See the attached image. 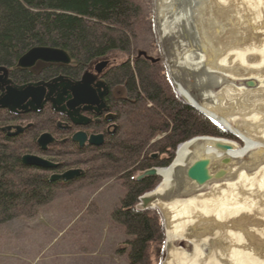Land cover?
Segmentation results:
<instances>
[{
    "label": "trees",
    "instance_id": "1",
    "mask_svg": "<svg viewBox=\"0 0 264 264\" xmlns=\"http://www.w3.org/2000/svg\"><path fill=\"white\" fill-rule=\"evenodd\" d=\"M36 47L63 51L70 59L62 69L46 70L45 77L62 72L72 80L112 53L128 56L103 76L108 88L120 93L110 100L115 134L97 148L80 149L68 139L64 156L74 160L72 166L86 168L75 180L121 182L124 195L112 209L110 220L127 237V264H152L153 256L160 264L165 245L163 218L155 209L137 208L139 199L153 191L160 178L138 181L137 177L150 169L168 167L178 146L196 137L235 139L178 96L167 66L158 58L151 0H0V67L14 70L18 59ZM40 80L17 71L15 84ZM46 111L52 119L53 112ZM6 142L0 144V224L35 217L37 209L49 203L53 191L63 184L49 183L43 172L21 164L30 147L16 142L10 148Z\"/></svg>",
    "mask_w": 264,
    "mask_h": 264
},
{
    "label": "bare ground",
    "instance_id": "2",
    "mask_svg": "<svg viewBox=\"0 0 264 264\" xmlns=\"http://www.w3.org/2000/svg\"><path fill=\"white\" fill-rule=\"evenodd\" d=\"M166 2L167 0H157L155 21L166 59L171 63L168 64V70L175 89L180 98L203 112L216 125L236 133L218 113H221L223 104L231 98L229 91L219 86L234 76H249L251 72L249 73L248 69L252 68L257 69L258 77L262 76L264 0H209L210 9L213 6L221 8L218 9L220 15L222 9L234 10L233 16L230 15L232 19L229 27L219 25L224 38L220 45L215 34H207L203 42L197 40L196 43L190 41L187 34L183 36L187 38V43H181L177 36L173 38L172 23L167 24L171 22V18L166 19L165 15L163 16ZM260 7L263 9L260 10ZM185 28L182 24L178 25V28H175L176 34L185 32ZM202 71H207L208 74L218 71L221 75L219 82L222 84L214 85L217 93H212L209 88L204 89L208 83L201 79ZM257 81L262 87V80ZM257 93L242 91L239 100L243 103L249 96ZM242 138L245 139L243 136ZM250 141H245L247 147L251 146ZM198 143L200 142L188 141L178 146L172 164L168 168L157 170L161 178L160 185L147 196L149 209L159 211L164 221L166 254L162 264H264V247L261 248L260 254H256L246 245L245 240L230 232L223 233L219 225L221 220L237 214L242 209L241 205L236 204L235 208L230 205L237 198V191L242 189L240 193L247 192V197L244 196L243 200L248 201L251 189L260 188L257 182L264 187V175L257 176L258 187L255 186L254 180L247 179L244 186V176L240 175L236 183L210 185L202 192L183 198L181 192L188 187L182 183L187 164L194 159V155L199 154L198 152L204 153V156L215 154L212 146H207L206 142L203 146ZM191 150L193 154H190ZM243 151L237 149L228 154L241 158ZM175 241L184 242V249L174 247Z\"/></svg>",
    "mask_w": 264,
    "mask_h": 264
},
{
    "label": "water",
    "instance_id": "3",
    "mask_svg": "<svg viewBox=\"0 0 264 264\" xmlns=\"http://www.w3.org/2000/svg\"><path fill=\"white\" fill-rule=\"evenodd\" d=\"M208 4L210 5L209 0H191L190 9L192 12L193 35L191 37L186 32V30L190 28L188 23L182 24L186 26L185 32L182 33L183 36L187 34L188 39L193 41V43H196L197 40L203 42L202 40L207 34L209 36L215 34L220 45V41L224 38L219 25H226L229 27L233 16L232 12L234 10L222 9V15H220L218 9L221 10V8L213 6L212 9H210L211 7H209ZM262 9L263 8L260 7V10ZM230 15H232L231 18ZM262 15H264V12ZM209 21L210 23H207ZM203 29L205 31H203ZM185 40H187V38H184V41ZM184 43H187V41ZM138 56L146 58L144 53H139ZM146 59L154 62L150 58ZM37 62L68 66L70 59L63 51L53 48L36 47L23 54L18 59L16 67L19 70H28ZM107 64V61L99 62L94 68V74H100ZM248 70L249 73L251 72L249 76L242 77V74L240 76H234L229 78L230 80L224 84L219 82L221 75L218 74V71H211L212 73L210 74H208L207 71H202L203 74L201 76V79L208 83V86L204 89L209 88V91L212 93H217L218 90L214 85L218 83V85L222 84V86L219 87H225L231 94V98H228L229 101L223 104L220 110L221 113H218L239 136L231 130L222 129L203 112L183 100L188 106L199 112L216 127L227 132L235 139V141H230L214 137H197L189 141L200 142L202 146L206 142L205 144H207V146H212L215 154L212 156H204V153L198 152L199 154L194 155V159L187 164L184 170L182 183L186 184L188 187L181 192L183 198L191 196L192 193L202 192L210 185L218 183H236L240 175L244 176L242 182L244 186L246 179L247 181L254 180L256 183V179H258L257 176L260 174L264 175V71L262 76L258 77L256 68ZM0 73H2L0 85L4 87L0 97V108L2 110L17 113L41 111L47 99L55 92L57 99L66 97L68 100L66 104V114L69 122L73 126H86L89 120L79 115L76 112V108L79 106H86L87 108H85V110H91L92 107L95 106L102 107L100 101H102L104 93H100L99 95L95 93L91 87L95 82V77L90 73H83L77 83L60 80L61 84L59 86H52L51 83L45 85L29 83L19 88L10 86V82L6 78L7 70L5 68L0 67ZM209 76L211 79H209ZM258 79L262 80V87H260V83L257 81ZM172 85L175 89L173 82ZM175 91L177 92L176 89ZM242 91L259 93L249 96L242 103L239 100ZM177 94L180 97L178 92ZM55 103L59 105V101H55ZM56 104H54L52 108L55 112H60L61 110L55 108ZM9 129L10 128H6L3 129V131ZM16 129L18 133L20 129ZM242 136L245 138L244 140L246 142L252 141H250L251 146L247 147ZM70 140L72 143L77 144L79 148L84 146L100 147L104 143L102 135H90L87 137L83 132H76L72 135ZM202 140H204V142ZM52 142H54V140L51 136L43 134L38 138L37 145L41 150H45L46 146ZM237 149L244 150L241 158L232 157L228 154L235 152ZM192 151L193 150H191L190 154H193ZM21 164L25 167L38 168L44 171H54L58 167L57 164L31 155L23 156L21 158ZM82 174L83 172L81 170H68L62 174H52L48 182L67 183L79 178ZM144 177H159L157 169L146 171L137 177V180L139 181ZM257 183L260 185V188L257 186ZM257 183L255 186L258 188L251 189V196L246 202H244L243 197H247V192L242 191L243 193H240L242 189L237 191L236 197L238 200L236 198L230 205L235 208L236 204H238L241 205L240 207H242V209L237 214L235 213L231 215V217L221 220L219 225L223 233L230 232L239 236L238 238L245 240L246 245L252 248L256 254H260L261 248L264 247V187L261 183ZM147 195L149 194H145L139 199L140 207L138 206V209L141 211L149 209V199Z\"/></svg>",
    "mask_w": 264,
    "mask_h": 264
},
{
    "label": "rangeland",
    "instance_id": "4",
    "mask_svg": "<svg viewBox=\"0 0 264 264\" xmlns=\"http://www.w3.org/2000/svg\"><path fill=\"white\" fill-rule=\"evenodd\" d=\"M151 3L155 33L161 53L158 58L167 66L169 74L168 64L171 63H168L166 59L155 21L157 0H151ZM190 3L191 0H167L164 11L167 13H163L166 19L171 18V22L167 24L172 23L173 38L177 36L181 43L186 40L184 41L182 32L176 34L175 28H178V25L188 23L190 28L186 32L191 37L193 35ZM152 56L155 57L154 52ZM104 60L109 62V69L127 61L128 56L112 53ZM169 79H171L170 74ZM28 121L25 122L28 123ZM54 121V124L58 122L57 119ZM47 132L53 133L52 130ZM75 132L73 130L70 135H55L54 137L57 141L63 138L70 139ZM99 132H101L100 129L93 131L94 135ZM159 138L157 137L156 140ZM27 145H29V149H33L29 143ZM65 147L64 143L50 148L52 152L48 159L59 164L58 174L68 170L85 171L84 165L72 166L71 163L74 160L64 156L67 152ZM23 154L44 158L34 150ZM55 154L62 156L59 158V156H54ZM67 162L71 164L70 168L69 166L63 168ZM52 172L45 171L43 175L49 178L53 174ZM160 182L161 178L154 190L160 185ZM153 191L147 194H151ZM123 195L124 190L121 187V182L114 179L85 181L82 178L72 181L70 184H59L58 188L53 191L52 200L39 207L35 217H18L0 224V264H127V246L125 244L127 237L123 234L121 227L110 220L112 209L117 206ZM173 245L176 248L184 249L185 247V243L181 241H175ZM165 248L164 245L160 264L163 263L166 254ZM152 260V264H156L154 256Z\"/></svg>",
    "mask_w": 264,
    "mask_h": 264
},
{
    "label": "flooded vegetation",
    "instance_id": "5",
    "mask_svg": "<svg viewBox=\"0 0 264 264\" xmlns=\"http://www.w3.org/2000/svg\"><path fill=\"white\" fill-rule=\"evenodd\" d=\"M103 61H106V60H103ZM97 64L98 62L91 65L89 69L86 70L85 72L90 73L95 77V82L91 86L93 90L95 91V93L97 95H99L100 93H104V96H102V101H100V104H102V107L95 106V107H92L91 110H85V108H87L86 106H79L76 108V112L79 115L89 120L86 126H73L69 122L67 114H66L67 112L66 104L68 102L67 98L63 97V98L57 99L55 92H53L52 96L48 98L46 103L43 105V108L41 111L17 113V112H12L8 110H2L0 108V144L2 145V140L4 139L5 141H7L5 145L10 148H14V145L16 144V142L21 143L22 146H25V147H28L29 145L27 144L29 143L30 146L34 148V151L36 153L41 154L44 157V158L41 157V159L58 165L57 169L52 172L53 174H58V171L60 169L59 164L48 159L50 157L46 154L48 153L50 154L52 152L50 151L51 147H54L56 145H63L64 143H66L68 139L63 138L62 140L57 141L56 138L54 137L55 135H60V136L65 135V134L70 135L72 134V131L74 130L76 132H83L88 137L90 135H94L93 131H96V129L97 130L100 129L101 132L97 133L96 135H102L103 142L106 140V138L113 136L116 132V125L113 122L114 115L111 112L110 100L113 98L116 99L118 95H120V93L116 92L115 90H110L108 86L105 84V82L103 81V76H104L105 71L108 69L109 62L107 66L101 71V73L96 75L94 74V68ZM62 67L63 66L61 65H51V64L37 62L32 68L28 70H19L17 67H16L17 69L15 68L14 70L5 68L7 70L6 78L10 82V86L14 88H19V87L29 84V83L22 84V85L15 84L17 71L20 73L25 72L33 76L40 77L42 79L38 82H32L31 84L45 85V84L51 83L52 86H59L61 84L60 80H65L71 83H77L80 80L82 75L78 79L72 80L68 76L62 75V72H59V74H56L53 77H45V71L48 70L49 68L62 69ZM1 76H2V73H0V77ZM3 88L4 87L0 85V97L2 95ZM55 101H59V105H57ZM54 104H56L55 105L56 109L61 110L60 112L54 111V109L52 108ZM46 110H51L53 112L54 116L52 117V119H49L46 116L47 115ZM43 111H46V112L42 113ZM55 119H57L58 122L54 124ZM27 120H29L30 122L29 121L28 123L25 122ZM6 128H10V129L3 131V129H6ZM16 128L20 129L18 133H17ZM50 130H52L53 133L47 132ZM43 134H48L54 140V142L46 146L45 150H41L40 147L37 145L38 138ZM56 142H59V143L57 144ZM74 145L77 146V144H74ZM84 147H90V146H84ZM94 148H97V147H94ZM28 151H31V149H29ZM28 151H26V153ZM23 156L25 155L23 154L22 157ZM31 156H34V155H31ZM27 168H32L35 170H39L41 172H45L44 170H41L38 168H33V167H27ZM55 183H59V182H55Z\"/></svg>",
    "mask_w": 264,
    "mask_h": 264
}]
</instances>
